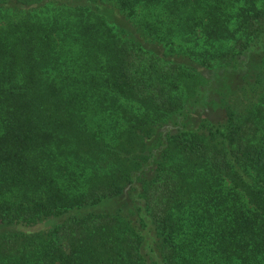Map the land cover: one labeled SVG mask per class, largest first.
<instances>
[{
	"label": "trees",
	"instance_id": "trees-1",
	"mask_svg": "<svg viewBox=\"0 0 264 264\" xmlns=\"http://www.w3.org/2000/svg\"><path fill=\"white\" fill-rule=\"evenodd\" d=\"M261 38L264 0H0V264H264V51L199 110Z\"/></svg>",
	"mask_w": 264,
	"mask_h": 264
},
{
	"label": "rangeland",
	"instance_id": "rangeland-1",
	"mask_svg": "<svg viewBox=\"0 0 264 264\" xmlns=\"http://www.w3.org/2000/svg\"><path fill=\"white\" fill-rule=\"evenodd\" d=\"M258 44L259 46L257 47L262 46L263 49L254 50L251 48L246 54L242 55L239 59L241 66L236 72L230 74L228 79L225 78L224 80H222V78H220L211 81V83L208 85L210 88L207 90V97H204V102L201 103V105L203 104L204 106L202 105V107L199 108V110H201V115L208 117L211 120H216L223 116L225 101H227V99L230 98L231 95H234L233 91L237 89L238 86L242 83L243 79L247 75H249L251 71L254 70V66L259 63L262 57L264 51V38H261ZM257 47L255 49H257ZM196 96V98H198L200 96L199 93H197ZM192 115L194 117H198L195 116V113H193ZM118 200L114 204H119L120 201L122 203L126 199L125 197H121ZM47 224L50 223H46V225Z\"/></svg>",
	"mask_w": 264,
	"mask_h": 264
}]
</instances>
